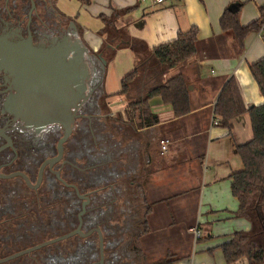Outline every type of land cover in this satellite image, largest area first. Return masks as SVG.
Returning <instances> with one entry per match:
<instances>
[{
  "label": "crops",
  "instance_id": "0c3cea01",
  "mask_svg": "<svg viewBox=\"0 0 264 264\" xmlns=\"http://www.w3.org/2000/svg\"><path fill=\"white\" fill-rule=\"evenodd\" d=\"M60 1L58 7L64 14L76 16L81 40L96 58L124 50L132 55L130 70L137 57L147 56L151 48L173 41L180 31L197 30L195 56L167 71L151 62L145 80L156 84L183 75L190 93L189 114L175 117L168 105L153 98L148 103L156 122L140 128L136 120L133 125L127 122V101L114 95L117 91H109L106 81L102 84L108 96V115H120L123 123L116 136L107 130L105 169L109 181L122 178L129 192L134 193L133 201H138L135 207L139 210L136 216L143 218L146 214L147 227H141V237L147 231L153 232L154 225L160 226L154 218L163 207V215L168 213L172 220L158 231L179 233L180 228L195 244L194 252L187 249L183 254H178L176 245L171 244L164 257L174 255L178 259L174 264H227L220 246L235 232L251 233L257 224L262 227L254 217H235L238 202L230 191L229 176L242 167L235 147L252 138L249 116L245 113L233 119L229 135L227 129L215 123L214 107L230 77L236 80L245 107L262 104L248 67L264 57V30L250 32L239 46L221 31L219 21L224 10L236 4L239 22L247 26L260 18L264 0H77L74 13L62 9ZM116 99L122 102L119 109L113 107ZM161 141H168L164 150ZM186 216L189 220L182 222ZM191 228L200 233L196 242ZM170 239L177 241L168 236ZM233 264L248 263L243 258Z\"/></svg>",
  "mask_w": 264,
  "mask_h": 264
},
{
  "label": "flooded vegetation",
  "instance_id": "af4514ba",
  "mask_svg": "<svg viewBox=\"0 0 264 264\" xmlns=\"http://www.w3.org/2000/svg\"><path fill=\"white\" fill-rule=\"evenodd\" d=\"M81 32L58 0H0V264H107L110 244L119 243L110 242L115 232L103 225L115 215L122 192L121 178L107 179L104 155L106 121L117 116L105 113L102 67ZM67 114L70 132L59 145ZM112 126L121 129L120 122ZM63 201H80L67 227L61 225ZM42 213L49 220L40 230L29 222ZM78 226L80 234L25 252ZM33 234H42L40 240L31 242Z\"/></svg>",
  "mask_w": 264,
  "mask_h": 264
},
{
  "label": "trees",
  "instance_id": "16d2710c",
  "mask_svg": "<svg viewBox=\"0 0 264 264\" xmlns=\"http://www.w3.org/2000/svg\"><path fill=\"white\" fill-rule=\"evenodd\" d=\"M80 1L86 2L87 0ZM260 12L261 16L257 21L242 26L239 22L238 11L230 12L227 8L219 21L221 31L230 35L241 46L250 32L259 30L261 21L264 19V7ZM197 42V30L191 28L185 32H178L173 41L151 48L147 56L137 57L133 70L122 77L120 89L114 94L127 98L125 115L128 123L133 125L136 120L140 128L153 126L156 120L152 118L148 103L153 98H158L163 104L168 105L175 117H182L191 112L188 84L181 74L168 78L164 82L153 84L147 89L142 87L140 92L135 86L137 83H148L145 80L149 72L147 70L151 69L149 67L151 62L167 71L191 59L197 53ZM111 56L101 58L108 62ZM248 68L263 99L262 104L245 107L237 82L230 77L222 86L217 98L214 119L217 121L216 124L227 129L230 135L231 121L245 113L249 116L252 138L249 142L235 147L242 167L232 173L229 179L231 195L238 202L235 217L247 220H252L254 217L257 222L259 221L257 214H264V57L249 65ZM136 89H138L137 92H135ZM105 97L108 96L105 95ZM102 112H104L103 108ZM114 119L116 120L108 119L106 123L107 130L116 136L118 130L113 128L112 123L120 122V128H123V123L120 115ZM146 208L150 209L149 206ZM142 225L144 228L147 227L146 214ZM259 228V225L256 226L251 233L235 232L226 243L220 246L225 263L233 264L244 258L248 264H264V247L258 241V237L264 236V231ZM173 257L174 255L169 253L155 264H174L178 259Z\"/></svg>",
  "mask_w": 264,
  "mask_h": 264
},
{
  "label": "rangeland",
  "instance_id": "374dc122",
  "mask_svg": "<svg viewBox=\"0 0 264 264\" xmlns=\"http://www.w3.org/2000/svg\"><path fill=\"white\" fill-rule=\"evenodd\" d=\"M60 2L62 9L70 10L72 13L77 11L76 8L78 7L77 0H61ZM108 63L109 64L111 63V65L108 66L106 62V64L100 70L101 82L102 84L104 83V81L107 82V89L109 91H118L120 89L121 77L132 71L129 69V65H132V55H130L129 53H125L124 50H119L117 51V53L111 56ZM152 85H153L152 83H137L135 88H139V92H140L143 89L142 87H144V89H147ZM137 91L138 89H136L135 92ZM126 99L127 98L124 97L122 100H126ZM106 100L107 99L104 100L107 105V108L105 110H107L106 113H108L109 108ZM121 103H122L121 100L116 99L115 102L113 103V107H115V109H119L121 107ZM179 159L180 157L175 159V161H178ZM121 179L119 182L120 185L118 184V186L119 188H121L122 192L117 194L118 195L117 200H115L116 203V206L114 208L115 215L113 216V218L109 220V222L103 224L105 226L108 223V225L111 228L108 227L107 230L115 232L113 233L112 238L110 237L109 239L110 242L114 240H115L114 242L116 241L119 242L115 245H112L115 246V248H113L110 244V248L106 253L107 264H155L160 260H162V258H164L165 252L167 251L166 249L167 248L170 249L169 246L171 244L176 245L177 247L176 252L178 254H183L184 252L187 251V249L189 250L190 253L195 251V244L192 242L191 239L188 238L186 234L181 233L180 228H179V233L178 232L167 233L166 231L164 232L158 231L162 229V225H165L166 222L172 220V217L168 215L167 211H166L167 214L163 215L164 212L162 209L163 207L159 208V210L155 213L157 216L154 218V220H157V224L160 226L156 228V225H154L153 232L148 234L147 231L146 233H143L141 237L140 233L142 228L144 229V227L141 224L143 218H141V216L139 217L136 216L139 210L136 209L135 204H137L138 201L136 202L133 201L134 193L129 192V189H127L125 186V182H124L125 180H121ZM64 201H70V200H64ZM64 201L61 204V213H60L61 225L63 227H67L66 225L70 224L69 223L70 214H72V216L76 219V214L78 213L80 208V201H77L75 203L64 202ZM35 207L38 208V205H36ZM189 210L191 212L192 210L191 206ZM53 211H54V207L52 208L51 213H53ZM91 211L92 210H90V212ZM94 212L95 211H92L93 214ZM51 213L49 216L51 218L49 223L52 224L54 223L53 222L54 218ZM42 214L43 216L42 215L39 216V214H35L34 216H31L30 217L31 220L29 224L41 230L40 226L47 224L49 220L48 216L45 213ZM124 220L127 221L128 223L127 225L124 223ZM187 220H189V217L187 216L182 218V222ZM146 221H147V217H146ZM115 225L117 227L115 230H113L112 227ZM256 226H258V224ZM62 229L64 230V228H61V230ZM62 231L61 232L58 231L57 233H55V235L63 234ZM35 235L36 234H33V236L30 238L31 242L35 241L36 239L40 240V236L42 234L37 238H34ZM168 236L171 238L176 237L177 241L174 239L168 240ZM260 243L264 247V241L261 240ZM61 246L63 247L62 250L63 251L65 250L64 252L69 250V247L66 244V242H64ZM140 247L141 250L139 249ZM172 252L175 251L172 250Z\"/></svg>",
  "mask_w": 264,
  "mask_h": 264
},
{
  "label": "water",
  "instance_id": "95a60500",
  "mask_svg": "<svg viewBox=\"0 0 264 264\" xmlns=\"http://www.w3.org/2000/svg\"><path fill=\"white\" fill-rule=\"evenodd\" d=\"M228 10H229L230 12H237V10H238V6H237L236 4H232V5H230V6L228 7ZM97 59H98V62H99L100 64H102L103 66L106 64V61H105L104 59H102L100 56H97ZM71 122H72V117L69 116V114H67V119H66L64 122H61V123H60V124L63 126V128H64V136H63L61 142L59 143V145H61V143H62V142L68 137L69 132H70V124H71ZM58 152H59V154L61 153V148H59ZM79 197H80V196H79ZM82 199H83V197H82ZM87 201H88V200L85 199V201H84V202L82 203V205H81V210H80V212L78 213L79 226H80V224H81V217H82L83 214H85V212H86V205H87V203H88ZM257 218L259 219V222H260V223H261V221H263L262 223H263V229H264V214L262 215L261 213H258V214H257ZM79 226H78V228H77L76 231H73V232L67 233V234H65V235H62V236H60V237H57V238H55V239L49 240V241H47V242H45V243H43V244H41V245H39V246H36V247L31 248V249H29V250H27V251H25V252H30V251H33V250H35V249H38L39 247L46 246V245H49V244L54 243V242H59V241L66 240V239H68V238L74 236L75 234H80ZM96 232L99 234V230H98V229L96 230ZM86 235H89V233H87ZM99 235H100V234H99ZM99 253H100V258H101L100 263H101V261H102V256H103V255H102V241H101V237H100V236H99Z\"/></svg>",
  "mask_w": 264,
  "mask_h": 264
},
{
  "label": "built area",
  "instance_id": "2783aa9c",
  "mask_svg": "<svg viewBox=\"0 0 264 264\" xmlns=\"http://www.w3.org/2000/svg\"><path fill=\"white\" fill-rule=\"evenodd\" d=\"M263 30H264V19L261 21L259 32H262ZM167 143L168 141H161V150H164L166 148ZM189 231L193 237L194 242H196L200 238L199 231L197 230V228H191Z\"/></svg>",
  "mask_w": 264,
  "mask_h": 264
}]
</instances>
